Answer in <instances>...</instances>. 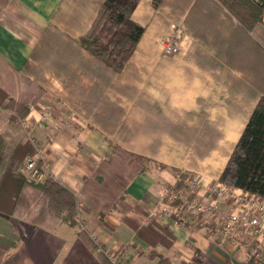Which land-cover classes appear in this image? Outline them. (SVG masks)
Instances as JSON below:
<instances>
[{"label":"crops","instance_id":"obj_1","mask_svg":"<svg viewBox=\"0 0 264 264\" xmlns=\"http://www.w3.org/2000/svg\"><path fill=\"white\" fill-rule=\"evenodd\" d=\"M61 1L9 0L0 9V88L7 95L0 104V179L15 147L28 142L32 154L41 150L45 155V175L73 192L83 207V203L89 202V195L83 190L85 179L107 158L111 144L121 142L60 99L65 94L63 79L68 78L65 73L56 74L44 66L38 71L39 57L30 56L49 24L73 38L83 35L101 0H64L62 5ZM149 1L140 0L132 14L133 20L145 26L138 44L139 53L134 58L139 72L138 90L175 117L203 110L213 117H221L224 141L235 143L252 104L249 109L244 108L246 115L239 113L234 118L227 115V88L218 80L220 70L213 65L214 59L217 57L235 75L248 80L252 77L246 74L248 72L264 73V51L238 31V23L216 0H200L210 15L222 17L223 31L215 39L212 32L213 37L207 33L197 36L193 28V36L185 32L180 37L181 53L165 57L161 54L159 40L183 26L184 17L198 0H194L173 29L154 15L148 7ZM67 25L70 28L67 29ZM233 39L234 44L235 39L241 41L234 47ZM25 63L28 70H24ZM239 64L248 69L246 66H243L246 70L240 69ZM71 68L75 71V66ZM72 74L69 76L77 85L87 81L81 75ZM27 98L37 100L33 106H26L21 100ZM156 137L160 146L155 154L148 156L166 168L151 167L149 172L134 177L116 210L104 216L106 225L98 224V217H92L95 213L90 215L89 212H81L83 229L63 223L50 228L37 226L22 212L0 213V264H102L95 241L109 254L120 253L117 258L123 263L156 264V259L150 257L151 248L134 234L128 222L136 226L154 222L167 230L173 237L172 247L169 250L157 247L155 251L170 258V264H212L207 254L220 257V248L215 245L212 233L205 230L208 225L202 216L194 218L196 225H181L168 216L148 217L150 211L159 210V193L166 186H173L181 172L188 171L185 149L167 133H157ZM146 139L141 136L137 142H146ZM226 162L227 157L212 152L198 161L202 171H194L192 176L198 175L205 183L217 179L214 173L220 172ZM121 247L123 252H119ZM237 264H243L242 259L237 260Z\"/></svg>","mask_w":264,"mask_h":264},{"label":"trees","instance_id":"obj_2","mask_svg":"<svg viewBox=\"0 0 264 264\" xmlns=\"http://www.w3.org/2000/svg\"><path fill=\"white\" fill-rule=\"evenodd\" d=\"M8 1L0 0V9ZM139 2L101 0L88 30L77 38L49 24L30 55L39 57L38 71L44 66L56 74L65 73L68 76L63 79L65 94L60 99L121 142L111 144L112 150L107 158L85 179L83 190L88 193L89 202L83 203L82 209L78 208L79 202L73 192L49 175L39 182L29 179L23 167L26 158L34 154L25 142L15 147L1 176L0 213L12 215L22 212L34 225L50 228L56 223L74 227L77 224L73 218L80 212H89L90 215L95 213L92 217H98V224L106 225L104 216L116 210L134 177L149 172L151 167L156 170L166 168L148 156L155 154L160 146L157 133H167L185 149L188 157V171L181 172L173 186H166L167 191L188 192L187 198L193 199L194 194L184 185V180L194 171H202L198 161L218 152L227 157L223 169L214 173L218 181L264 199V91L235 75L217 57L214 59L213 65L220 70L218 80L227 88L228 115L231 118L239 113L244 115L247 112L244 108L249 109L252 104L235 143L224 141L220 129L223 119L219 116L212 118L203 110L198 114L186 113L183 117H175L168 109L162 108L137 88L139 72L134 58L139 53L138 44L145 33V26L132 18ZM193 2L151 0L148 7L167 26H178ZM216 2L238 23V31L264 51V0ZM66 27L70 28L69 25ZM193 28L198 33V29ZM211 45L217 49L215 43ZM72 66H75V71ZM239 66L243 67L242 64ZM24 70H28L26 63ZM72 73L87 81L77 85L69 76ZM6 96L0 88V104ZM36 100L27 98L21 101L26 106H33ZM141 136L147 138L146 142H137ZM128 224L134 234L151 248L150 257L156 259V264H170V258L155 251L157 247L166 250L172 247L173 237L167 230L154 222L146 226ZM119 252H123L122 247ZM114 256L118 257L120 253L116 252ZM97 257L102 264H112L103 253H97Z\"/></svg>","mask_w":264,"mask_h":264},{"label":"built area","instance_id":"obj_3","mask_svg":"<svg viewBox=\"0 0 264 264\" xmlns=\"http://www.w3.org/2000/svg\"><path fill=\"white\" fill-rule=\"evenodd\" d=\"M159 43L165 57L181 53L179 39L173 33L162 37ZM46 166L45 155L37 150L26 159L23 172L29 179L39 182L45 177ZM184 185L194 194L193 199L165 189L158 195L159 210L150 211L148 217L162 215L175 218L181 225H196L194 218L202 216L208 225L204 228L212 233L218 248L240 254L243 264H264V199L239 188H229L218 179L201 182L198 175L186 178ZM78 208L82 209L79 203ZM73 221L84 228L81 212ZM96 250L102 251L112 264H126L99 246Z\"/></svg>","mask_w":264,"mask_h":264},{"label":"rangeland","instance_id":"obj_4","mask_svg":"<svg viewBox=\"0 0 264 264\" xmlns=\"http://www.w3.org/2000/svg\"><path fill=\"white\" fill-rule=\"evenodd\" d=\"M205 7H206V5L204 3H202L200 0L194 2V4L191 7L190 13L187 14L186 18L184 17V20H186V21H185V23H183V26L182 27L179 26L178 30H174L173 35L176 39H179V42H180V37L183 36V33L186 32L187 35H191V36H193V34H195L193 27L198 28V31H197L198 35L197 36H199V37H201V35H203V33H207V35H210V36H212V33H213L214 38L215 39L218 38L220 31H223L222 27H223L225 22L221 19L222 17H220L218 15L217 16L214 14L210 15L207 12ZM191 30L193 31V33L191 32ZM188 32H190L191 34H189ZM235 41H236L235 44L233 43L234 39L232 40V43H231V44H233L234 47H235L236 43L237 42L239 43V41H241V40L235 39ZM161 49H162V47H161ZM209 50H210V52H212V49H209ZM161 54L163 55L162 50H161ZM242 66H246V65H242ZM261 66L263 67V63ZM240 69L246 70V69H248V67L246 66V69H244L243 67H240ZM246 74L248 76H250V75L252 76L251 79H248L249 81H251L253 84L255 83L254 85L259 90L264 91V73L258 72L257 74H251V73L249 74V72H248ZM209 114L211 115L210 112H209ZM245 114L246 113H244V115ZM227 115H228V113H227ZM216 117H218V116H214V117L212 116V118H216ZM94 241H95V239H94ZM95 245H96V247H98V246L100 247V245L96 241H95ZM98 253H102V251H98ZM219 253H220V257L214 253H208L207 254L208 260L212 264H230L231 262L237 264V260L240 261L242 259L241 255L238 253L236 254V252H232L233 253L232 254V253L227 252L224 249H220ZM113 256H114V254H113Z\"/></svg>","mask_w":264,"mask_h":264}]
</instances>
